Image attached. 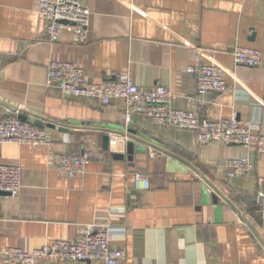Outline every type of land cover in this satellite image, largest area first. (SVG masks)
Listing matches in <instances>:
<instances>
[{
  "label": "crops",
  "instance_id": "0c3cea01",
  "mask_svg": "<svg viewBox=\"0 0 264 264\" xmlns=\"http://www.w3.org/2000/svg\"><path fill=\"white\" fill-rule=\"evenodd\" d=\"M81 2L90 16L87 38L76 44L68 31L46 40L38 0H0V117L41 123L48 143L0 144V163L21 167L18 194H0V264L7 246L30 251L103 224L115 229L121 264H264V196L256 198L264 193V152L199 144L192 130L140 115L126 123L121 100L104 105L45 85L51 60L72 62L94 81L129 71L141 87L168 86L173 107L264 133V0ZM235 45L260 50L263 63H235ZM195 63L220 66L227 89L198 95L185 71ZM130 139L139 147L131 159ZM53 150L92 155L81 174L67 177L53 167ZM240 155L253 171L225 177V158ZM135 171L148 175V188H135Z\"/></svg>",
  "mask_w": 264,
  "mask_h": 264
},
{
  "label": "built area",
  "instance_id": "2783aa9c",
  "mask_svg": "<svg viewBox=\"0 0 264 264\" xmlns=\"http://www.w3.org/2000/svg\"><path fill=\"white\" fill-rule=\"evenodd\" d=\"M37 13L44 22L48 42L58 41L64 31L70 32L73 43L86 40L90 10L81 0H38ZM231 54L235 63L247 67L263 63L262 54L256 48L235 45ZM185 71L194 76L198 95L208 91L221 93L227 89L222 68L216 64H189ZM45 85L55 86L61 95L96 98L104 105L112 100H121L126 123L133 116L140 115L150 118L158 127L192 130L199 144L240 145L264 152V133L254 126L235 118L210 119L201 117L192 110L173 107L175 94L168 86L158 84L150 88L141 87L129 71L94 81L83 68L72 62L51 60L47 64ZM18 114L0 117V144L12 142L47 145L46 128L20 119ZM91 155L88 151L53 150L50 152V159L61 176L73 177L84 171ZM224 164L223 175L227 178L253 171V164L245 155L227 157ZM20 173L19 164L0 163V192H5V196H16L21 187ZM133 178L135 188L149 187L145 172L135 171ZM261 182L262 179L258 178V183ZM263 196V191L259 190L256 198L259 201ZM114 232L112 225L103 224L74 239L47 240L30 251L7 246L2 254L7 264H37L41 260H46L47 264H121L126 256L123 250L111 246Z\"/></svg>",
  "mask_w": 264,
  "mask_h": 264
},
{
  "label": "water",
  "instance_id": "95a60500",
  "mask_svg": "<svg viewBox=\"0 0 264 264\" xmlns=\"http://www.w3.org/2000/svg\"><path fill=\"white\" fill-rule=\"evenodd\" d=\"M63 22H66V21H63ZM18 117H19L20 119H22V120H26V119H27L26 116H24V115H22V114H18ZM38 124H39V123H38ZM46 125H47V126H50V127H53L55 124H54V123H51V122H47ZM39 126H41V123L39 124ZM59 128H61V129H66V126H60ZM127 131H128V130H127ZM128 132H130V131H128ZM135 139H138V138H135ZM109 140H110V139H109V137H108L107 135H105V136L103 137L102 145H103L104 148H108ZM124 145H125V147H126V151H127V153H128V158L131 159V158H132V154H133V152H134V149H135V148L138 149L139 147H136L134 141L131 140V139H130L129 141L125 142ZM115 157H121V155H120V154H116ZM0 194H5V192H0Z\"/></svg>",
  "mask_w": 264,
  "mask_h": 264
}]
</instances>
